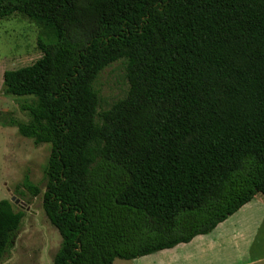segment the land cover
I'll use <instances>...</instances> for the list:
<instances>
[{
  "label": "trees",
  "instance_id": "trees-1",
  "mask_svg": "<svg viewBox=\"0 0 264 264\" xmlns=\"http://www.w3.org/2000/svg\"><path fill=\"white\" fill-rule=\"evenodd\" d=\"M14 16L42 57L4 73L6 96L32 99L8 125L51 147L54 264L171 250L264 196V0H0ZM120 62L129 91L104 110L96 83ZM24 217L0 202V264Z\"/></svg>",
  "mask_w": 264,
  "mask_h": 264
},
{
  "label": "rangeland",
  "instance_id": "rangeland-1",
  "mask_svg": "<svg viewBox=\"0 0 264 264\" xmlns=\"http://www.w3.org/2000/svg\"><path fill=\"white\" fill-rule=\"evenodd\" d=\"M38 29L19 16L0 20V202L20 199L29 203L26 208L16 205V210L25 213L14 248L7 253L1 264H54L62 238L48 221L43 211V195L46 191L45 168L51 154L48 145L35 146L22 137L9 121L28 124L30 116L21 110V104L32 99L6 96L3 93V77L7 71H14L35 64L42 54L37 47ZM102 109L110 108L123 99L129 91L123 63H116L106 69L96 83ZM40 188L41 194L34 199L24 188L25 177ZM252 259H264V222L256 236ZM158 257V256H156ZM145 257L133 261L117 260L114 264H168L169 257L160 260ZM179 257H174V262ZM181 259V258H180ZM179 259V260H180ZM181 264L190 263L183 259ZM172 262V263H174ZM171 263V264H172Z\"/></svg>",
  "mask_w": 264,
  "mask_h": 264
},
{
  "label": "crops",
  "instance_id": "crops-1",
  "mask_svg": "<svg viewBox=\"0 0 264 264\" xmlns=\"http://www.w3.org/2000/svg\"><path fill=\"white\" fill-rule=\"evenodd\" d=\"M263 222L264 196L258 195L211 234L148 257L156 260L169 257L168 264L174 262V257L179 258L172 264H181L183 259L190 260L187 264H264L262 257L252 259L250 256Z\"/></svg>",
  "mask_w": 264,
  "mask_h": 264
},
{
  "label": "water",
  "instance_id": "water-1",
  "mask_svg": "<svg viewBox=\"0 0 264 264\" xmlns=\"http://www.w3.org/2000/svg\"><path fill=\"white\" fill-rule=\"evenodd\" d=\"M12 203H15L16 205H20L23 208L27 207V205L24 202H22L20 199H17L16 197L12 198Z\"/></svg>",
  "mask_w": 264,
  "mask_h": 264
}]
</instances>
